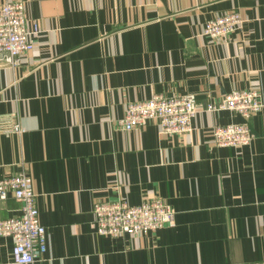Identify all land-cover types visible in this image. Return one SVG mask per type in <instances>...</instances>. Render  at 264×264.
<instances>
[{
	"label": "crops",
	"instance_id": "1",
	"mask_svg": "<svg viewBox=\"0 0 264 264\" xmlns=\"http://www.w3.org/2000/svg\"><path fill=\"white\" fill-rule=\"evenodd\" d=\"M20 1L38 31L28 61L0 65V122L22 127L0 132V178L29 171L48 230L47 251L24 264H264V106L238 147L217 145L213 129L244 117L207 109L234 88L264 101V0ZM233 10L241 29L203 34ZM189 92L190 131L116 123L131 101ZM119 198H161L176 223L99 233L94 203ZM20 213L13 195L0 200V218ZM12 248L1 236L0 264H20Z\"/></svg>",
	"mask_w": 264,
	"mask_h": 264
},
{
	"label": "built area",
	"instance_id": "2",
	"mask_svg": "<svg viewBox=\"0 0 264 264\" xmlns=\"http://www.w3.org/2000/svg\"><path fill=\"white\" fill-rule=\"evenodd\" d=\"M244 17L239 11H229L206 21L203 34L212 37L226 36L243 27ZM38 24L29 28L24 1L10 0L0 4V65H21L28 61L34 49L33 35ZM264 106L261 92L256 88H234L224 99L210 102L208 110L231 109L244 117L242 122H232L214 127L217 145L242 146L251 143L255 134L249 124L250 117ZM199 112L195 93L155 94L148 99L131 101L125 113L116 120L119 127L130 130L150 119L158 122L163 134L186 132L192 129ZM22 127L12 121L0 122V132H20ZM13 195L21 205L19 215L0 218V237L13 241L14 262L34 263L48 249V230L41 222L36 204L34 180L27 169L0 178V200ZM92 224L101 234L118 236L124 233L155 231L176 223L174 207L161 198H152L138 205L124 199L99 200L94 203Z\"/></svg>",
	"mask_w": 264,
	"mask_h": 264
}]
</instances>
